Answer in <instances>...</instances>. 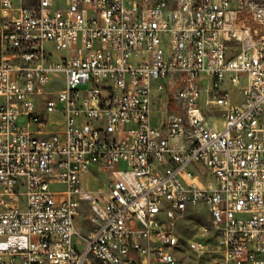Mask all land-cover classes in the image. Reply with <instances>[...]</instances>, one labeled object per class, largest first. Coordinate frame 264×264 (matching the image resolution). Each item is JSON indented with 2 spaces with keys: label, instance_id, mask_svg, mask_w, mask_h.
<instances>
[{
  "label": "built area",
  "instance_id": "built-area-1",
  "mask_svg": "<svg viewBox=\"0 0 264 264\" xmlns=\"http://www.w3.org/2000/svg\"><path fill=\"white\" fill-rule=\"evenodd\" d=\"M194 204L215 264H264V0H0V264H179Z\"/></svg>",
  "mask_w": 264,
  "mask_h": 264
},
{
  "label": "rangeland",
  "instance_id": "rangeland-1",
  "mask_svg": "<svg viewBox=\"0 0 264 264\" xmlns=\"http://www.w3.org/2000/svg\"><path fill=\"white\" fill-rule=\"evenodd\" d=\"M53 55L55 57H60L63 53L60 51H54ZM164 81L165 80L163 79H157L152 82V86H157L160 82ZM48 88L55 89L56 87L50 84ZM176 89L177 86L168 85L163 91L154 90L152 92V123L159 124L160 121L165 118V115L172 113L175 108H177L175 100L173 99ZM49 97L55 98L53 94L49 95ZM241 98V94H235L233 101L239 102ZM205 114L210 122L220 123V113L216 109L205 108ZM54 117L56 116H53V118ZM98 179L102 185H100L99 182L92 181L91 186L93 189L99 187L104 188L105 181L107 180V173L100 174ZM82 223H85L84 217H78L76 221L78 230H81L80 227ZM174 225L179 236V243L173 251V255L182 264H215L218 261L219 254L216 250L215 234L213 228L210 226L207 213L201 204H194L179 211L176 214ZM85 231L86 228H83L82 232L84 233ZM192 240H201L205 245V249L201 252L192 251L189 248V243ZM89 260L91 264H101V262L92 255L89 256Z\"/></svg>",
  "mask_w": 264,
  "mask_h": 264
},
{
  "label": "crops",
  "instance_id": "crops-1",
  "mask_svg": "<svg viewBox=\"0 0 264 264\" xmlns=\"http://www.w3.org/2000/svg\"><path fill=\"white\" fill-rule=\"evenodd\" d=\"M99 175H100V174L98 173L97 170H93V171H91L90 173L83 175V177H82V183H83V185H84L85 187H89V188H91V189H93L92 186H91V182H92V181L99 182V184L101 185V182H100L99 179H98V176H99ZM78 217H84V221H85V223H82L80 229L82 230L83 228H86V230H88V229L91 227V225H90V223L88 222V220H87V218H86V216H85L84 211H82V212L76 217V219H75V225H76V221H77V218H78ZM76 227H77V226H76Z\"/></svg>",
  "mask_w": 264,
  "mask_h": 264
},
{
  "label": "bare ground",
  "instance_id": "bare-ground-1",
  "mask_svg": "<svg viewBox=\"0 0 264 264\" xmlns=\"http://www.w3.org/2000/svg\"><path fill=\"white\" fill-rule=\"evenodd\" d=\"M179 264H182V263L179 261Z\"/></svg>",
  "mask_w": 264,
  "mask_h": 264
}]
</instances>
